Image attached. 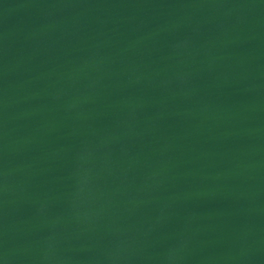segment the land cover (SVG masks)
Segmentation results:
<instances>
[{
	"label": "water",
	"instance_id": "obj_1",
	"mask_svg": "<svg viewBox=\"0 0 264 264\" xmlns=\"http://www.w3.org/2000/svg\"><path fill=\"white\" fill-rule=\"evenodd\" d=\"M0 264H264V0H0Z\"/></svg>",
	"mask_w": 264,
	"mask_h": 264
}]
</instances>
